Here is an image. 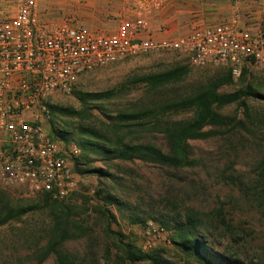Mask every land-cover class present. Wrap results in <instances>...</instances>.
I'll use <instances>...</instances> for the list:
<instances>
[{
  "label": "rangeland",
  "instance_id": "1",
  "mask_svg": "<svg viewBox=\"0 0 264 264\" xmlns=\"http://www.w3.org/2000/svg\"><path fill=\"white\" fill-rule=\"evenodd\" d=\"M7 1L0 4V20L14 12L16 1ZM39 7L45 17L92 30L112 32L118 24L119 6L112 0H42ZM177 64L188 65L191 69L182 82L152 91L141 81L144 75ZM224 68L193 66L178 51L152 52L86 71L70 93L51 97L49 125L61 129L66 136L62 139L65 143L78 146L80 152L72 156V164L74 167L79 158L80 168L85 172L76 171L79 187L64 201L69 206L64 212L44 204L41 194L30 193L25 187H0V217L13 208L29 209L0 224V264H63L56 252L44 260L42 256L49 243L59 238L55 228L64 220L73 236L60 243L57 251L70 256L68 264H120L116 257L119 253L117 242L106 234L107 221L98 209H108L96 195L99 189L111 193L124 204L120 209L110 208L116 216L112 229L122 232L126 240L142 250H145L142 234L149 221L163 226L162 221L170 216L195 209L205 214L212 248L232 254L245 264H264V178L261 176L264 98L250 96L245 98L246 106L232 103L223 107L222 113L236 116L241 124L233 122L231 126L219 127V133L211 138L191 140L193 157L197 159L194 166L171 168L140 159L107 160L84 151L79 143L86 137L80 132L83 127H99L104 121L111 122L108 115L115 116L121 110H134L154 100L189 94L199 83L223 73ZM233 78L234 82L225 85L222 91L234 92L252 86L264 94V69L246 67ZM102 91H112L114 96L82 103L77 94ZM72 109L77 113L71 114ZM192 114L193 110L186 109L170 113L166 119L187 120ZM152 123L132 139L165 146L164 133ZM83 153L90 160L82 158ZM137 217L147 223L137 222ZM171 235L166 229V234L157 237L149 251L161 249L166 260L164 264H199L186 257L172 242ZM138 264L152 263L141 261Z\"/></svg>",
  "mask_w": 264,
  "mask_h": 264
},
{
  "label": "built area",
  "instance_id": "2",
  "mask_svg": "<svg viewBox=\"0 0 264 264\" xmlns=\"http://www.w3.org/2000/svg\"><path fill=\"white\" fill-rule=\"evenodd\" d=\"M170 1L121 0L117 28L103 32L45 17L40 0H18L0 20V187H25L59 201L78 190L72 156L80 149L55 138L47 118L51 97L70 93L86 71L160 51L181 52L197 67H229L236 76L245 67L264 69V21L251 31L238 16L212 25L194 19L186 34L155 37L148 21ZM165 234L149 221L144 249Z\"/></svg>",
  "mask_w": 264,
  "mask_h": 264
},
{
  "label": "trees",
  "instance_id": "3",
  "mask_svg": "<svg viewBox=\"0 0 264 264\" xmlns=\"http://www.w3.org/2000/svg\"><path fill=\"white\" fill-rule=\"evenodd\" d=\"M245 70L246 67L243 72ZM190 72L191 69L188 65L177 64L164 71L144 75L141 81L145 82L153 91L182 82ZM232 82H234L232 71L229 67H225L223 73L199 83L198 87L189 94L180 95L169 100H154L150 104H145L134 110H121L115 116L108 115L111 122L104 121L99 127H83L80 132L86 137H82L79 143L84 151L99 154L107 160L132 161L140 159L171 168L194 166L197 164V159L193 157L191 140L211 138L219 133V127L231 126L233 122L241 124L236 116L222 113L221 109L223 107L232 103L246 106L245 98L250 96L264 98V94L252 86H246L234 92L222 91L225 85ZM77 94L82 103L114 96L112 91L78 92ZM53 108L57 110V107ZM186 109L193 110L191 118L187 120L166 119L167 116H170V113ZM74 113H77V111L72 109L71 114ZM88 116H90V113ZM151 121H153L154 128L164 133L165 146L132 139L137 134L145 131L146 125ZM51 130L54 137L61 140L66 148H69V145L62 140L66 136L61 133V129L53 125ZM82 158H85L86 161L90 160L85 153H83ZM262 164L261 176L264 178V163ZM74 170L80 173L85 172L80 168L79 158H77ZM102 172L106 175L109 174L105 171ZM41 195L43 196V203L56 209V211L61 209L64 212L69 207L65 205L64 201L54 199L50 193ZM96 195L108 205V209L103 207L98 209L101 210L102 216L107 221L106 234L117 242L116 246H118L119 253L116 254V257L120 264H138L141 261H149L152 264H164L166 262L161 249L142 250L133 242L126 240L122 232L112 229L116 216L111 211V206H116L118 209L124 206L119 198L111 193H104L101 189L96 192ZM28 210L26 208H13L8 214L0 217V224L8 222L16 215H22ZM204 216L203 212L189 209L183 213L180 211L176 216H170L162 221V224L164 228L172 233L170 237L172 242L192 261L199 264H245L240 258L211 247L209 225ZM136 221L143 224L147 223L145 219L138 217ZM222 221L225 222V219L222 218ZM67 225L68 223L65 224V220L56 225L55 232L59 235V238L49 243L42 256L43 260L51 253L56 252L60 262L63 264L70 262L68 254L57 251V246L60 243L73 236ZM248 264L258 263L250 262Z\"/></svg>",
  "mask_w": 264,
  "mask_h": 264
},
{
  "label": "crops",
  "instance_id": "4",
  "mask_svg": "<svg viewBox=\"0 0 264 264\" xmlns=\"http://www.w3.org/2000/svg\"><path fill=\"white\" fill-rule=\"evenodd\" d=\"M14 1L15 10L18 0ZM6 2L8 1L0 0L1 5ZM112 2L118 4L119 13L122 8L121 0ZM236 2L238 6L235 5ZM263 13L264 0H171L149 19L147 32L155 37L183 35L190 31L194 19L212 25L237 16L242 27L255 31L264 21Z\"/></svg>",
  "mask_w": 264,
  "mask_h": 264
}]
</instances>
